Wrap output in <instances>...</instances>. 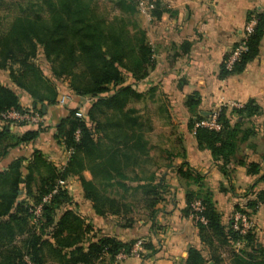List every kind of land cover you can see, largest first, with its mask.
<instances>
[{
    "label": "trees",
    "instance_id": "trees-1",
    "mask_svg": "<svg viewBox=\"0 0 264 264\" xmlns=\"http://www.w3.org/2000/svg\"><path fill=\"white\" fill-rule=\"evenodd\" d=\"M109 1L120 11L111 20L100 14L96 0H0V71L9 73L13 85L0 82V123L1 115L10 110H34L46 116L43 106H57L62 93L58 85L67 80V95L92 100L82 118L77 117L79 104H67V116L57 124L15 125L21 132L10 123L0 128V165L12 150L33 145L48 132L68 153L62 166L33 150L29 157H18L0 169V264H115L118 254L130 253L137 240L123 242L95 229L76 211L68 188L60 186V181L68 183L77 177L95 214L119 218L122 229L133 228L140 210L154 222L158 206L165 201L167 186L162 180L156 182L154 174L147 179L137 174L130 177L137 168L144 171L145 144L142 135L133 132L139 123L129 108L142 95L126 82L139 83L150 75L156 68L155 49L136 19L139 2ZM153 5V15L160 18L163 5ZM5 10L8 15H1ZM252 20L256 25L246 40L247 51L230 70L225 63L228 55L222 77L242 72L258 54L264 13H251L248 23ZM40 56L49 66V75L38 62ZM19 92L29 95L31 106L21 103ZM196 97L189 96L187 105L197 104ZM236 113L250 119L258 109L249 104ZM201 120L198 117L190 124L199 148L226 165L234 155L238 133L227 109L219 112V131L195 127ZM184 166L179 174L201 188L187 191L185 215L205 218L206 223H196L208 253L192 248L182 264H264V248L255 231L241 234L232 220L229 226L223 225L213 194L201 185L202 177ZM85 171L92 180L84 177ZM248 172L258 174L259 165L250 163ZM195 201L202 203L201 213L192 210ZM263 202L264 191L237 212L250 218ZM39 206L41 215L36 216Z\"/></svg>",
    "mask_w": 264,
    "mask_h": 264
},
{
    "label": "crops",
    "instance_id": "crops-1",
    "mask_svg": "<svg viewBox=\"0 0 264 264\" xmlns=\"http://www.w3.org/2000/svg\"><path fill=\"white\" fill-rule=\"evenodd\" d=\"M146 1L163 5L164 13L159 20L161 24L167 22L165 31L146 34L148 40L160 42L164 48L160 57L165 56L167 60L161 61L162 66L157 65L141 82L135 83L132 79L126 82L142 95L139 100L131 101L129 108L134 110L132 117L139 123L133 132L141 134L145 144L144 171L137 168L130 177L137 174L139 179H147L154 174L156 182L162 180L167 186L165 201L158 206L154 222L136 221V227L122 229L119 218L95 214L77 177L69 180L67 188L77 205L76 211L95 229L123 242L146 239L145 244L150 248L144 247L141 258H129L119 264H182L190 249H203L206 254L208 249L200 239L192 215H185L187 191L201 188L182 177L180 168L186 169L187 164L202 177L201 185L213 194L225 226L231 224L238 208H245L249 200L264 191V36L258 54L242 72L221 76L223 63L243 39L250 14L264 13V0ZM0 82L13 87L6 71H0ZM194 94L197 104L188 106V97ZM19 97L24 106H31L29 95L19 92ZM80 101V97L74 96L71 104L77 105ZM85 102L84 111L92 105V101ZM249 104L258 113L242 119L236 110ZM222 108L227 109L231 125L238 130L234 155L224 166L214 160L209 150L199 148L195 131L190 128L194 119H206ZM66 116L64 106L46 110L48 123L54 124ZM12 129L22 131L15 125ZM33 150H40L47 159L57 163L65 149L48 132L33 145L12 150L0 169L18 157H29ZM63 154L68 155L66 151ZM250 163L259 165L258 174L248 172ZM84 177L92 180L89 171L84 172ZM250 220L258 243L264 248V202Z\"/></svg>",
    "mask_w": 264,
    "mask_h": 264
},
{
    "label": "built area",
    "instance_id": "built-area-1",
    "mask_svg": "<svg viewBox=\"0 0 264 264\" xmlns=\"http://www.w3.org/2000/svg\"><path fill=\"white\" fill-rule=\"evenodd\" d=\"M139 6L142 9L147 10L149 13L151 10L154 9V5L152 3L147 2L146 0H140ZM256 25V20H252L245 29V34L243 36L242 41L233 49L230 53V56L226 60V68L232 69L233 65L241 58L242 53L247 51L246 40L248 36L253 32L254 26ZM71 97L67 94H62L58 100V106H66L71 101ZM238 107L239 105H235ZM84 116V111H80L77 113V117L82 118ZM219 111L214 112L208 118L203 119L201 121L196 122L195 127H204L211 130L219 131L221 129V124L218 122ZM2 123L4 124H12V125H19L25 123L29 126H37L39 124L47 122V117L41 115L37 111L29 110L24 113H20L16 110H10L1 115ZM78 134V133H77ZM60 186L68 187V183L65 181L59 182ZM56 192V191H55ZM50 197L44 199V202H47ZM192 210L195 213H201L204 210V207L200 201H195L192 205ZM35 215H41V206L35 209ZM194 220L200 221L202 223H206V220L203 216H192ZM232 223L235 230L239 231L241 234H245L248 231L253 229V223L250 218L242 214L240 212L235 211L232 215ZM146 243V239L140 238L137 239L136 243L134 244L132 250L129 254L120 253L116 256L115 264H119L120 262L127 260L129 258H141L142 253L144 251V245ZM31 264V263H30Z\"/></svg>",
    "mask_w": 264,
    "mask_h": 264
},
{
    "label": "rangeland",
    "instance_id": "rangeland-1",
    "mask_svg": "<svg viewBox=\"0 0 264 264\" xmlns=\"http://www.w3.org/2000/svg\"><path fill=\"white\" fill-rule=\"evenodd\" d=\"M9 3L12 2V0H8ZM114 2H111L109 0H96V5L98 6L99 12L101 15L105 16V18H107L108 20H111L113 17H115L116 15H120V11L118 9V7H116L114 4ZM154 4V3H152ZM138 15L136 16V19L138 21L139 26L146 31V33H150V32H160L161 31H165L167 22H163L162 24L160 23L159 17H156L153 15L152 11L154 9H156V7L154 6V9L151 10L149 13H147V10L142 9L139 4H138ZM9 11L5 10L1 12V15H8ZM162 21V20H161ZM151 41V44H153V47L155 49V60H156V66H162L161 65V61L167 60V58L165 56H161L160 57V53H162V50H164V48H161V44H159L158 42H152L154 40H149V42ZM38 62L43 64V68L44 71L47 75L50 74V69L48 64L46 63V61L44 60V58L42 56L39 57ZM68 85H69V81H64L59 83V89L62 93L59 92L58 97H57V103L58 100L61 96V94H67V90H68ZM71 98H73V95H69ZM81 101L79 102L80 105V109L81 111L83 109V107H85L87 104V102L85 101H92L91 99L88 98H80ZM72 101V99H71ZM71 101L69 102V104H71ZM57 124V123H56ZM2 127L5 126L4 123H1ZM65 150H62V154L61 157L59 158V160L57 161L56 164H58L59 166L64 165L63 163H66L68 155H64ZM73 194L75 195V189H73ZM77 197V196H75ZM74 208V207H73ZM77 208V207H76ZM135 218L137 219V221H141V220H146V217L144 215V211L140 210L138 215L135 216ZM137 226V223L134 224L133 228ZM32 264V263H31Z\"/></svg>",
    "mask_w": 264,
    "mask_h": 264
},
{
    "label": "water",
    "instance_id": "water-1",
    "mask_svg": "<svg viewBox=\"0 0 264 264\" xmlns=\"http://www.w3.org/2000/svg\"><path fill=\"white\" fill-rule=\"evenodd\" d=\"M35 107V106H34ZM46 110H47V106L46 105H44L43 106V112L45 113L46 112Z\"/></svg>",
    "mask_w": 264,
    "mask_h": 264
}]
</instances>
